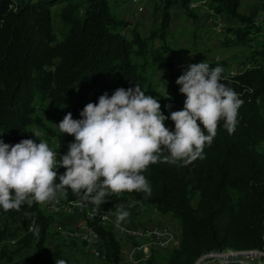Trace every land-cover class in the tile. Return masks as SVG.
Returning a JSON list of instances; mask_svg holds the SVG:
<instances>
[{"label":"trees","instance_id":"16d2710c","mask_svg":"<svg viewBox=\"0 0 264 264\" xmlns=\"http://www.w3.org/2000/svg\"><path fill=\"white\" fill-rule=\"evenodd\" d=\"M128 1L0 0V140L9 145L24 139L39 142L32 129L55 133L44 123L43 115L57 118L58 112L64 118L71 113L73 119H81L80 112L88 103H97L101 95L111 96L118 88L138 85L146 95L158 99L161 95L154 78L159 68L173 80L166 113L170 116L182 110L183 95L175 90L176 52L164 43L155 46V40L166 38L177 6L190 19L204 9L214 16L236 19L237 25L223 28L227 46L253 42L264 27V19L257 24L253 20L254 12L264 9V0L255 3L250 15L239 12L244 0H147L159 15V28L142 37L133 27L127 38L124 31L130 24L113 14L111 2ZM253 52L249 56L252 66L241 71L233 72L225 59L207 62L210 68L222 67L221 83L232 88L243 104L235 131L229 134L221 121L203 158L169 163L162 157L149 165L142 174L151 185L150 197L142 192L110 194L99 207L70 189L63 197L95 209L101 216L115 208L130 210L127 202H139L142 209L151 207L159 216L176 221L179 244L163 264H194L202 255L224 251L264 254V152L259 150L264 143V41ZM258 56L262 57L259 63ZM56 171L59 176L65 169ZM0 216L22 222L27 231L31 228L24 239L26 243L36 241L31 264H56L59 259L69 264L59 254H45V237L53 217L44 214L40 204H25L18 211L0 210ZM91 224L107 264H122V248L112 227L98 226L97 220ZM147 264H154V259Z\"/></svg>","mask_w":264,"mask_h":264},{"label":"clouds","instance_id":"9594fccd","mask_svg":"<svg viewBox=\"0 0 264 264\" xmlns=\"http://www.w3.org/2000/svg\"><path fill=\"white\" fill-rule=\"evenodd\" d=\"M222 72V67L210 68L205 61L189 65L176 80L185 97L183 108L168 117L158 99L138 85L101 95L97 103L83 108L81 119L66 114L56 126L74 142L59 161L46 141L24 139L9 145L0 140V210L45 204L58 194L66 197L68 189L97 207L110 194L142 192L150 197L151 185L142 174L149 165L162 157L169 163L203 158L221 121L229 134L235 131L243 101L221 83ZM166 119L173 122V131L165 127ZM58 167L65 169L59 176ZM128 215L118 209L117 226ZM56 264L67 262L59 259Z\"/></svg>","mask_w":264,"mask_h":264},{"label":"rangeland","instance_id":"374dc122","mask_svg":"<svg viewBox=\"0 0 264 264\" xmlns=\"http://www.w3.org/2000/svg\"><path fill=\"white\" fill-rule=\"evenodd\" d=\"M138 1V2H136ZM142 1V2H140ZM259 0H244L239 12L243 15L253 13L255 3ZM115 4V5H114ZM151 3L147 0H129L126 4L113 3L111 6L113 14L127 21L130 25L125 29L124 35L131 38V29L135 27L136 31L142 36H148L153 29L159 28V15L154 14ZM257 6V5H256ZM261 6V5H260ZM259 7V6H258ZM262 8V7H260ZM259 9V8H258ZM261 10V9H259ZM201 11V12H200ZM197 13L196 19H190L184 14L183 10L177 6L172 11V18L167 30V36L162 40H155V46L159 47L163 43L168 45L176 52L175 56V75L176 80L181 76L188 66L200 62H209L211 60L225 59L231 62L230 69L233 72L241 71L245 66H252L251 53L261 48L264 41V27L259 31L258 37L253 42H248L245 45H226L227 36L223 28L228 25H237L236 19H230L225 15L214 16L211 10L204 9ZM207 11V12H206ZM203 14L199 15L200 13ZM206 13V15L204 14ZM57 29H59V20L55 21ZM264 26V25H263ZM257 62L262 61V57H257ZM264 64V60L262 61ZM246 66V67H247ZM155 81L157 82L160 98L158 102L161 105V112L168 117L166 113L169 106V101L173 96V80L169 77L168 72L164 68H159L155 73ZM175 80V81H176ZM179 85L176 84L175 90L179 92ZM183 99L185 97L183 96ZM50 108H53V103L47 102ZM57 118H52L51 115H43L44 123L54 130V135L47 134L41 128H34L31 133L34 137H38L49 144V147L67 153L68 145L72 142L68 141L67 134H62L58 125L63 116L55 112ZM171 120H165V127L170 131L174 130L171 127ZM39 141V142H40ZM74 142V141H73ZM259 150L264 152V143L259 146ZM134 201L127 202L130 210H123L129 213L125 219L132 225H137L144 228L154 227L155 225L166 226V224L174 225L175 231H178V224L169 217L159 216L153 208L147 207L138 211L134 205ZM40 209L44 214L52 216L53 221L46 233L45 237V254L53 257L59 254L62 258L67 259L69 264H107L105 259L96 258L99 254L100 243L86 245L80 242V238L74 235H67L68 232H73L77 229V218L69 216V213L60 212L49 214L46 212L44 204H40ZM120 208L111 209L107 216L113 217V223L117 224L116 212ZM131 209H134V211ZM122 222V221H121ZM120 222V223H121ZM59 227V228H58ZM116 239L121 245V238L112 228ZM31 231L24 228V224L20 221L12 222L5 217L0 216V264H31L35 253V239H30L27 243L24 239ZM176 233V232H175ZM133 241H128L127 245L122 248V259H126L127 252L131 249ZM173 247L167 249L157 247L150 248V251H145V259H154V264H163L173 250ZM126 257V258H125ZM221 258L222 260H237V261H261L263 258L252 253H239L237 251H224L218 254L202 255L194 264H203L209 258ZM149 262V261H148ZM213 264V263H212ZM215 264H256V263H237V262H215Z\"/></svg>","mask_w":264,"mask_h":264},{"label":"built area","instance_id":"2783aa9c","mask_svg":"<svg viewBox=\"0 0 264 264\" xmlns=\"http://www.w3.org/2000/svg\"><path fill=\"white\" fill-rule=\"evenodd\" d=\"M135 1V0H133ZM138 2V1H136ZM206 15V13H204ZM199 15H202L200 13ZM259 15H264V10H256L253 15L254 24L259 23ZM172 127V125H171ZM58 199V198H57ZM136 206H142L139 202H136ZM50 202L46 204V208L49 210ZM85 212H92V219H85ZM65 213H69V216L76 217L77 229L73 232H68L67 235H74L80 238V242L89 244L96 241L98 236L91 223L97 220L98 226L107 227L111 226L118 234V238H121V247H125L128 241H133L131 249L127 252V258L122 259L123 264H141L142 259H145V251H150V246L155 244H163L164 249L174 247L177 244L178 237L175 236V226L168 225L144 228L137 225H132L130 222L124 220L119 226L113 223V217L101 216L95 214V209L87 208H71V204H67ZM107 217V218H105ZM59 228V227H58ZM96 258L104 259L102 252V245L100 244L99 254ZM215 262H237V263H256L264 264V260L261 261H237V260H222L221 258H209L205 260L203 264H215Z\"/></svg>","mask_w":264,"mask_h":264},{"label":"bare ground","instance_id":"6f19581e","mask_svg":"<svg viewBox=\"0 0 264 264\" xmlns=\"http://www.w3.org/2000/svg\"><path fill=\"white\" fill-rule=\"evenodd\" d=\"M261 10H264V9H261ZM263 19H264V15H259V22L262 21ZM50 148L53 151H56L57 152V160L58 161H59V159H60L61 156H63L64 154H66L63 151H59V150L54 149L52 147H50ZM57 198L58 199H54V200L49 201L50 202V206H57V207H50L49 210H48L46 208V204L48 202L44 204V207H45L47 213H49V214H55V213L65 212V209L67 207V204H71V208H84L79 202H68L62 195H59L58 194ZM134 205H136V202L134 203ZM138 207L140 209H142L141 206H138ZM85 219H92V212H85ZM175 232H176L175 233V236L178 237V239H179V233H180L179 230L178 231L176 230ZM65 236H67V234H65ZM96 243H98L97 237H96V241L90 242L89 244H86V245H92V244H96ZM178 244L179 243L177 241V244L174 245L173 248H177ZM157 247L164 248V245L163 244H155V245H151L150 246V248H153V249L154 248H157ZM237 254H239V253H237ZM252 254H256L259 257H261V258L264 259V254L263 253H252ZM141 264H147V260L146 259H142Z\"/></svg>","mask_w":264,"mask_h":264},{"label":"crops","instance_id":"0c3cea01","mask_svg":"<svg viewBox=\"0 0 264 264\" xmlns=\"http://www.w3.org/2000/svg\"><path fill=\"white\" fill-rule=\"evenodd\" d=\"M126 257H127V256H126ZM126 257H125V258H126ZM122 264H123V263H122Z\"/></svg>","mask_w":264,"mask_h":264}]
</instances>
